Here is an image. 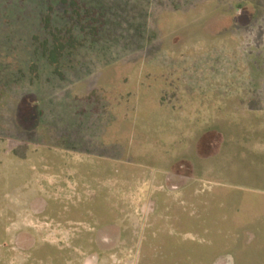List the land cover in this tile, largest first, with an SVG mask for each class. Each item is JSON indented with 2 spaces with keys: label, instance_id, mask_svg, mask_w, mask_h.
<instances>
[{
  "label": "rangeland",
  "instance_id": "374dc122",
  "mask_svg": "<svg viewBox=\"0 0 264 264\" xmlns=\"http://www.w3.org/2000/svg\"><path fill=\"white\" fill-rule=\"evenodd\" d=\"M78 1L96 42L60 0H0V166L30 192L14 264H264V150L197 172L168 222L153 203L180 196L176 166L213 118L264 114V0ZM47 15L83 43L60 75Z\"/></svg>",
  "mask_w": 264,
  "mask_h": 264
},
{
  "label": "crops",
  "instance_id": "0c3cea01",
  "mask_svg": "<svg viewBox=\"0 0 264 264\" xmlns=\"http://www.w3.org/2000/svg\"><path fill=\"white\" fill-rule=\"evenodd\" d=\"M230 107L232 109L233 106ZM233 108V110L229 109L228 115L220 113L218 117L213 118L211 127L202 131L191 146L184 148L187 157L184 158L179 167L176 166L178 169L176 182L179 184L178 193L180 195L177 199L172 194L170 195L168 190L164 189L169 188V182L173 181V174L157 172L156 176L160 182L159 187L164 190L156 192L153 199L156 217L165 218L168 222V212H171L175 206L182 207L184 210L187 204L184 196L185 191L190 184H194L197 172H202L204 175L217 171L219 166H227L226 169L228 166H233L231 157L233 158V155L236 154L240 160L245 156L244 146L248 149L253 147L254 149H252L258 152L264 150V114L243 115L237 106L234 105ZM222 156L225 159H222ZM12 168L13 166H0V264H14L13 245L15 240L19 236L30 233L28 230L30 217L29 177L24 174H19L21 176L19 177L18 174H14ZM28 171H30V168ZM232 184L234 185L235 182L233 181ZM158 197L163 199L160 202V207ZM88 213L90 216L92 215V212L87 211ZM92 217L94 218L93 215ZM115 218L117 219V216ZM115 218L109 222L101 223L100 226L104 228L112 226L115 224ZM46 245L49 244H43L41 248L47 250L46 248L50 246ZM22 249L24 250V248ZM50 250L57 251L58 249L53 248ZM224 256H230L233 260L231 255ZM220 258L222 256L213 259L209 264H215ZM30 261L31 258L29 257L22 264H30ZM34 261L35 264H56L55 261L47 263L46 259L44 261L42 257L34 258Z\"/></svg>",
  "mask_w": 264,
  "mask_h": 264
},
{
  "label": "trees",
  "instance_id": "16d2710c",
  "mask_svg": "<svg viewBox=\"0 0 264 264\" xmlns=\"http://www.w3.org/2000/svg\"><path fill=\"white\" fill-rule=\"evenodd\" d=\"M60 1L61 4L68 8L67 16L72 21L73 27H79L83 34L85 33L93 42H96L98 40L99 29L103 25L102 23L99 25L98 18H94L96 14L84 9L78 0ZM44 25L46 31L50 34V42L49 45L45 44L43 53L47 57L50 66L53 67L54 73L60 75V62L64 54L68 51L76 50L81 47L83 43L74 35L72 31L74 29L73 27L67 30H52L50 16L48 15L44 19Z\"/></svg>",
  "mask_w": 264,
  "mask_h": 264
}]
</instances>
